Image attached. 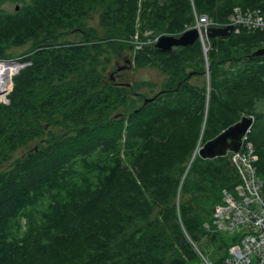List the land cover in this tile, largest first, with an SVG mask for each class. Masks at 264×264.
<instances>
[{"label":"trees","instance_id":"trees-1","mask_svg":"<svg viewBox=\"0 0 264 264\" xmlns=\"http://www.w3.org/2000/svg\"><path fill=\"white\" fill-rule=\"evenodd\" d=\"M10 2L18 10L0 9V60L8 47H31L9 103H0V264H192L191 243L204 238L218 252L210 264H223L236 237L216 232L211 216L239 175L230 154L202 159L197 149L249 118L246 143L264 182V54L253 56L264 49V26L207 38V74L200 41L166 53L142 46L135 62L160 68L162 91L126 114L117 113L125 90L105 83L98 53L102 44L131 50V37L144 41L152 29L180 36L192 9L214 28L239 14L264 20V0ZM93 11L105 38L87 31L69 42ZM180 194L189 203L175 206ZM214 194L209 209L197 208Z\"/></svg>","mask_w":264,"mask_h":264},{"label":"rangeland","instance_id":"rangeland-1","mask_svg":"<svg viewBox=\"0 0 264 264\" xmlns=\"http://www.w3.org/2000/svg\"><path fill=\"white\" fill-rule=\"evenodd\" d=\"M11 0H2L0 2V9L5 11V12H13L14 7L16 6L15 2H10ZM94 12V11H93ZM91 13L90 15L87 16L86 20H83V25L79 27V29H74L71 31L70 35H68L67 39L69 42H80L79 34L81 32H92L94 33V36L98 38H105V34L103 32V28L100 27V15L99 11ZM200 16L197 15V13L192 9V19L189 21V23L185 26V30L188 29H194L197 24H201L200 22ZM203 16V15H202ZM239 16H241L239 14ZM244 16V15H243ZM247 16V15H246ZM244 16V17H246ZM199 33V37L196 40L197 42L200 41V52L202 54L203 60L205 62V72L206 74L208 73V64L206 62V51L208 48V42H206L207 37L204 32V39L201 41V34ZM164 34L155 32L153 29L150 31H145L142 35V38L145 39L144 41H141L140 39V34L138 35L135 33L134 36L131 37V41L135 43V46L133 49L129 50L128 48L122 49L120 51H114L111 50L108 45L102 44L101 50L98 53V63H99V69L102 70L104 66H106V73H103V75L106 77L105 83L107 82V85H110V83H113L115 86L119 88H124L125 90V95L127 96V105L124 107H121L118 109L117 113H122L126 114V111H130L131 109L139 108L147 99H151L154 95L160 93L162 91V82L164 80V75L162 74L160 68L155 65V64H144V65H137L135 62L134 58V52L137 50H140L142 46H147L151 45L152 43H156L157 39ZM166 35V34H165ZM168 36V35H166ZM179 37V36H177ZM176 37V38H177ZM84 41V40H83ZM195 41V42H196ZM127 45H132V42L130 41H125ZM31 47V43L24 44L23 46H11L7 48V58L6 59H1V63H17V64H23V66H20V69L24 68L25 66H28V62H24L26 52L28 49ZM176 48L173 47L172 50H175ZM206 49V51H205ZM170 50L169 52H171ZM200 54V55H201ZM129 59L130 60V65L131 67L126 70V71H121L120 73L122 75H119V77H114V79L109 78L110 76L107 75L109 72L112 70L116 69L117 66H123L125 65L124 59ZM20 69L11 77V82L6 90V92H3L2 94L6 93L2 98H0V103L2 104H8V98L7 95L11 91L13 87V81L12 78L18 74ZM191 82H196V79L193 77L191 79ZM202 145L198 148L200 149ZM197 149V151H198ZM26 150L20 149L16 151L13 155V160L16 158L20 157L22 154H24ZM222 191L218 194L219 196L221 195ZM217 194L214 195H209L205 198H200L197 203V208L201 207L204 210L209 209L213 204V202L216 199ZM193 197H191L192 199ZM189 200V196H184L180 194L179 198L176 199L175 201V206H178L179 202L180 204L184 203H189L186 202ZM221 212L220 214H222ZM218 214V215H220ZM200 215L202 216V228L203 230L208 233L212 234V230L209 227V217H208V212H200ZM200 216V217H201ZM214 214H212L211 218V226L213 227V218ZM217 220H221L222 218L219 216ZM208 223V225H207ZM214 228V227H213ZM215 230V228H214ZM217 232V231H216ZM220 233V232H218ZM223 234V233H222ZM213 243L208 242L206 244V239L204 238L201 243V247L197 246L195 244H192L193 249L197 253V260L193 262L192 264H210V262H213L216 256H218V252L215 251L216 246H214ZM229 248V247H228ZM201 251V252H200ZM214 256V258L212 257Z\"/></svg>","mask_w":264,"mask_h":264},{"label":"built area","instance_id":"built-area-1","mask_svg":"<svg viewBox=\"0 0 264 264\" xmlns=\"http://www.w3.org/2000/svg\"><path fill=\"white\" fill-rule=\"evenodd\" d=\"M244 16L232 18L229 24L233 27L243 26L244 23L264 26V20L257 13ZM199 19L201 24H197L195 29L200 32L202 41L204 32L213 23L204 15ZM246 134L242 137L239 151L228 153L238 172L239 183L230 192L222 191V202L215 206L213 212L212 225L215 231L236 237V241L228 248V256L223 264H264V182L256 174V156L252 145L246 143ZM219 216L222 222L217 220Z\"/></svg>","mask_w":264,"mask_h":264},{"label":"water","instance_id":"water-1","mask_svg":"<svg viewBox=\"0 0 264 264\" xmlns=\"http://www.w3.org/2000/svg\"><path fill=\"white\" fill-rule=\"evenodd\" d=\"M233 31L232 26H226L223 28H214L209 27L206 30V37L210 40L213 38H226L231 35ZM199 33L197 29H189L184 31L179 37L173 36H160L156 43L153 45V48L158 50L159 52L166 53L172 50L173 47H186L192 46L195 41L198 39ZM206 51V49H205ZM264 54V49L259 50L253 54V56H260ZM125 65L117 66V68L111 72H109V76L112 77L116 74L117 77L122 75L121 71L128 70L130 65L129 59H124ZM17 64V63H16ZM23 66V64H19ZM208 72V71H207ZM150 99L145 100L144 103H147ZM252 124V120L249 118H243L239 122L234 125L228 127L226 130L221 132L214 139L207 141L202 145L200 149H198L197 153L202 159H213L217 157H224L229 152L236 153L239 151L241 146L242 137L245 136L248 129Z\"/></svg>","mask_w":264,"mask_h":264},{"label":"bare ground","instance_id":"bare-ground-1","mask_svg":"<svg viewBox=\"0 0 264 264\" xmlns=\"http://www.w3.org/2000/svg\"><path fill=\"white\" fill-rule=\"evenodd\" d=\"M20 69V65L16 63L0 64V95L8 89L11 77ZM5 94V93H4Z\"/></svg>","mask_w":264,"mask_h":264},{"label":"flooded vegetation","instance_id":"flooded-vegetation-1","mask_svg":"<svg viewBox=\"0 0 264 264\" xmlns=\"http://www.w3.org/2000/svg\"><path fill=\"white\" fill-rule=\"evenodd\" d=\"M14 8H15V10H18V9H17V6H16V7H14Z\"/></svg>","mask_w":264,"mask_h":264}]
</instances>
